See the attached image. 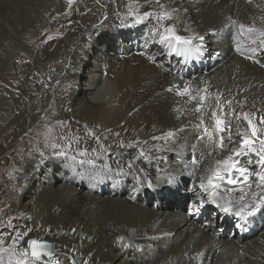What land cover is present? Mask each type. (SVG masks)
I'll list each match as a JSON object with an SVG mask.
<instances>
[{
	"label": "bare ground",
	"instance_id": "1",
	"mask_svg": "<svg viewBox=\"0 0 264 264\" xmlns=\"http://www.w3.org/2000/svg\"><path fill=\"white\" fill-rule=\"evenodd\" d=\"M63 1L60 15L77 20L56 25L45 38L34 36L40 31L36 22L29 41L37 47L15 59L14 71L37 65L36 75L0 84V132L10 127L0 156L24 150L16 165H0L8 177L14 170L23 176L18 209L6 211L9 198L0 199L2 219L20 217L0 245L20 253L40 241L52 245L53 255L42 253L26 264H216L223 253L224 264H264V252L261 258L249 253L252 246L264 251V146L255 159L237 148L235 131H217L208 96L214 87L206 84L233 59L264 75V40L258 37L263 34L246 29L242 18L239 27L218 21L206 26V16L226 0ZM184 48L199 51L184 70L197 74L194 79L174 76L167 64L166 53ZM251 100L244 96V107L254 108ZM47 124L49 133L43 131ZM201 124L213 134L192 150L191 126ZM208 159L217 164L216 173L207 168ZM188 179L199 200L212 193L213 202L227 201L235 214L258 210L249 213L250 226L258 231L246 239L240 232L220 238L194 221L197 212L190 218L178 205L182 193L153 196L161 200L158 208L143 193L184 186ZM221 180L231 182L215 186ZM36 209L39 219L31 215ZM77 236L71 250L67 239ZM11 258L1 249L0 264H19L21 255Z\"/></svg>",
	"mask_w": 264,
	"mask_h": 264
},
{
	"label": "rangeland",
	"instance_id": "2",
	"mask_svg": "<svg viewBox=\"0 0 264 264\" xmlns=\"http://www.w3.org/2000/svg\"><path fill=\"white\" fill-rule=\"evenodd\" d=\"M232 1L235 3H233ZM226 2L228 3H225V5H223L224 8L222 6L220 10L210 13L206 16V20H207L206 26L208 25L213 26V24L215 26L218 21V23L228 22L235 27H239L240 26L239 24H241L240 20L242 18L241 21L245 22L244 24L246 25L245 26L246 29L249 28L248 30H254V31H257L263 34L258 37H261L264 40V0H241V2L240 0H230V2L229 0H226ZM241 3L243 4L242 13L241 11L239 12V7L240 5H242ZM63 5H64L63 0H0V84H2V86L9 84L11 82V79H14L18 82H25L27 79L33 78L36 75V72L38 70L37 65H34V66L30 65L28 67H20L19 71H14L15 59L18 57V61H19L21 57L26 53V51L31 48V46L37 47L36 43L32 45L29 41V35L34 33L36 29L35 27L36 22L39 23L38 29H40V31L39 32L37 31L38 34L36 33L34 34V36L45 38V36H47L50 30H52L53 28H56V25L57 27L58 26L61 27V26L68 25L69 23H72L77 20L78 17L76 18V16H70V17L63 16L62 17L60 15V10H61V7H63ZM49 7L52 8V12L49 11L51 9V8L49 9ZM76 10L77 9L75 8L74 11ZM230 10H232L233 12ZM53 12H55V14H58L59 17L54 16ZM224 15H226L227 17ZM237 20L239 21V23ZM260 28H262L261 29L262 31L260 30ZM171 32L172 33L176 32L177 33V34L175 33L176 35H179V34L181 35L180 31L172 30ZM157 37L158 35L156 34L152 36L153 39H156ZM184 46L187 47V45H184ZM30 59H32V56H30ZM41 73H43V70H41ZM215 76L209 78V80H207L208 83L206 81L205 82L207 85L211 83L210 86L214 87V90H212L208 96H210L209 97V100H211L210 105L218 121V124L216 127V129H218L217 131L218 132L230 131V130L235 131L238 134V138H239L237 148L238 147L241 148L242 146V148L244 147L243 149H247L248 151H250L249 153L253 155V158L259 159L263 154L262 146H264V92L262 91L264 88V82H263L264 75L260 71L255 72L254 70H252L249 67V64L245 68L241 63V59L240 60L233 59L226 64L225 68L221 71L220 74L218 73ZM230 82H244V85H245L244 89L242 88L240 89L232 88L231 89L232 86L230 87V85H227ZM248 83H250L249 86H248ZM244 96L249 101L253 97V101L251 100V102H253V105H255L254 108L251 109V107H247V108L244 107L242 103V99ZM5 115H6L5 125H8L10 120L7 114ZM233 119L234 121H232ZM9 129H10L9 126L3 127L1 129L0 141L2 140L4 136L5 137L7 136V132L9 131ZM43 131L46 133L51 132V126L47 124L46 127L43 129ZM219 144L220 146L222 145L221 142H219ZM22 151L24 150H21V149L16 150V148H12L11 150L7 151L6 155H4L3 157L2 155L0 156V165H3L5 163L9 166L10 164L16 165L17 157L19 156V153H21ZM0 152H1V149H0ZM213 161L214 159H208L207 168H209L210 170L212 169L213 172H215L217 171L216 169L218 166ZM213 165L214 167H212ZM224 167L226 166H223L222 168H220L219 166V169H223ZM3 168L4 170L6 169V167H3ZM3 171L0 169V199L2 197L9 198L7 203L4 204L3 209H5L6 211L15 212V210H17L19 207V197L18 196H19V193H21L22 191L21 181L23 179V176L17 170H14L13 173L11 172V174L8 177V174H4ZM182 192H183V185H180L177 187L167 185L162 190V192L157 193L154 189V190H148L147 192H143V193L146 199L150 200V203H154L153 198L151 197L156 196L158 194L170 193L172 196H177L178 194H181ZM218 202L225 203V206H226L225 208L232 209L230 204L227 201L215 199V203L218 204ZM174 204H177V201ZM171 206L173 205H170V204L168 205V207H171ZM250 207L251 206L247 207V209ZM31 215L33 218L39 219L40 212L38 209H36ZM2 216H3V212L0 211V241L5 240L7 238V235H6L7 231L12 230L16 226V224H18L20 221V217L18 215H12L8 218H3V219H2ZM69 230L76 232L75 228L72 225L69 227ZM52 231L60 233L62 230L59 228H55ZM79 238L80 237L77 236L76 238L69 237L67 239V243L71 247V250H73ZM35 245H38V244H35V243L32 244L31 247L29 248L30 250L28 253L15 252L11 247L4 246V245H0V251L2 249V251H5L9 256H12V258L10 259L12 261L16 260L17 255H21L19 264H26V261L29 258H34L42 253H45V252H40L38 255H34L32 251L34 250ZM263 252L264 251L259 246H252L249 249V253L253 255V257H256V258H261L263 255L262 254ZM218 255L220 257L221 252H219ZM226 256L227 254L223 253V256H221L222 258H220L219 262L216 264H224L223 259H225ZM236 264H241V262L237 261Z\"/></svg>",
	"mask_w": 264,
	"mask_h": 264
},
{
	"label": "clouds",
	"instance_id": "3",
	"mask_svg": "<svg viewBox=\"0 0 264 264\" xmlns=\"http://www.w3.org/2000/svg\"><path fill=\"white\" fill-rule=\"evenodd\" d=\"M192 128H191V133H192V135H190L191 136V143H192V147H191V149L193 150L194 149V145L195 144H197L198 143V141L200 140V139H203V138H205V137H207V136H209V134H213V131L211 130V129H208L204 124H201L200 126H191ZM208 131H210V132H208ZM195 151H193L192 153H191V155H190V162H193L192 160H194L195 159ZM219 179H222L221 177H218V180ZM225 182H227L228 184L231 182V181H229V180H221V181H219V183H225ZM219 183H216L215 184V186H217ZM227 184V185H228ZM234 184V183H233ZM193 185H194V182L193 181H191V179H188V181H187V183H186V185H184L183 186V192H182V194L181 195H179V199L181 200V197L187 192V194H188V199H186V201L184 202V207H185V209H186V211L188 212V215H189V217L190 218H193L192 217V215L195 213V212H197L198 214H199V217L198 218H193L194 219V221L195 222H198V223H201V224H206L208 227H209V229L212 231H214V232H216V231H218V235H219V237L220 238H226V237H230V236H232V233H229V234H224V235H220V232H219V230H217V227H215V226H212L211 225V223H210V221H217L216 222V225H218L219 224V226H220V224L221 223H223V224H229V225H232L233 223H234V221L236 220L237 221V218L238 217H240L242 214H245V212L244 211H246V210H244L243 212H242V214H235V212L232 210V209H230V208H225V206H224V204H217V203H215V202H213V196L211 195V194H208V193H206L207 194V196H206V198H205V201H199V199H197L196 197H193V195L191 194L192 192V190H194V188H193ZM227 185H225V186H227ZM235 185V184H234ZM224 186V185H223ZM187 194H185V196L187 195ZM152 198V197H151ZM150 198V199H151ZM161 199H162V197H161ZM193 199H195L196 200V207H190L189 205H190V201H192ZM143 201H144V197H143ZM160 201L161 200H158L157 199V197H153V202L156 204V206H157V208H158V206H159V203H160ZM203 205H205L206 207H209L211 210L212 209H217V208H219V207H221V209L223 210V211H229L232 215H233V219H235V220H233V219H229V218H224V219H221V218H216V219H213V220H211V218L208 220V219H206L208 216L206 215V212L205 211H203L201 214H200V212L202 211V207H203ZM177 208V206H174V208L173 209H176ZM256 211H258V210H255V212ZM247 212H254V210H252V211H247ZM209 217H211V215H209ZM224 220V221H223ZM259 223H260V221H259ZM258 231V230H257ZM256 231V232H257ZM256 232H254V233H256ZM254 233H252V234H249V235H245V236H243V239H246V238H248V236H251V235H253ZM38 245H39V249L38 248H35L33 251H32V253L34 254V255H38L40 252H45V253H47V254H52V253H55L53 250H52V245L49 243V242H47V243H45V241H40V242H38ZM53 255V254H52Z\"/></svg>",
	"mask_w": 264,
	"mask_h": 264
}]
</instances>
